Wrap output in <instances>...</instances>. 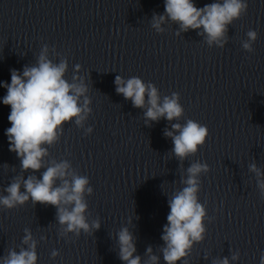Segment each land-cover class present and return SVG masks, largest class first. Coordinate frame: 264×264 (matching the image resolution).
I'll list each match as a JSON object with an SVG mask.
<instances>
[{"label":"water","instance_id":"water-1","mask_svg":"<svg viewBox=\"0 0 264 264\" xmlns=\"http://www.w3.org/2000/svg\"><path fill=\"white\" fill-rule=\"evenodd\" d=\"M193 2L202 8L222 0ZM246 3V14L228 26L220 47L208 45L198 34L203 29L180 31L171 19L161 23L162 31L153 28L154 15L166 16L165 0H0V83L11 82L12 69L35 66L47 46L53 63L67 61L64 79L86 86L80 104L87 97L91 109L83 126L66 123L59 139L43 146L44 167L23 171L9 150L11 108L2 103L7 89L0 86V196L14 179L40 178L47 167L67 161L93 189L84 197L88 222L103 226L168 206L194 162L209 166L200 174L198 196L257 178L252 165L264 174V0ZM249 30L258 34L252 52L242 48ZM117 75L154 84L161 105L177 93L183 115L147 120V96L143 108L135 107L117 93ZM189 119L207 126L209 135L195 155L180 160L165 130ZM56 211L31 200L0 206V258L27 247L25 229L37 246L74 235H61Z\"/></svg>","mask_w":264,"mask_h":264},{"label":"clouds","instance_id":"clouds-1","mask_svg":"<svg viewBox=\"0 0 264 264\" xmlns=\"http://www.w3.org/2000/svg\"><path fill=\"white\" fill-rule=\"evenodd\" d=\"M247 8L246 0H222L202 8H198L193 0H165L166 16L154 15L152 26L162 31L161 23L166 18L171 19L179 24L180 31L203 29L198 34L206 37L209 46L215 43L223 47L227 42L228 26L245 15ZM246 35L248 39L242 42V48L252 52L258 34L255 30H249ZM47 52L48 48L44 46L35 66H25L22 73L12 69L11 82L0 83V86L7 89L2 103L11 108L8 116L11 127L5 130V135L9 141V150L20 159L23 171L37 172L44 167L43 157L48 154V149L43 146L56 142L66 123L74 121L77 126H83L91 111L87 97L80 104V97L87 91L86 86L83 83H69L64 79L67 61L53 63ZM115 83L117 93L130 99L137 108L144 107L147 96V120L156 121L165 117L172 121L183 115L184 109L177 93H173L170 98L165 97L161 105L154 84H146L135 76L125 80L119 75ZM92 131L90 127L87 129L88 133ZM165 135L172 139L175 156L184 160L195 155L205 144L209 130L207 126L189 119L183 125L172 124V130H165ZM70 167L69 162L62 161L47 167L40 178L30 175L27 179H14L4 189L7 195L0 196V206L13 209L25 205L29 200L33 204L51 205L57 210L56 219L62 226L61 235L75 233L79 236L82 231L89 233L92 229H99V222L93 221L90 224L85 215L88 209L85 193L91 194L93 191L88 186L89 179L71 172ZM250 170L256 172L257 177L264 175L255 165ZM208 171L206 163H192L187 169V178L182 181L185 186L176 191L168 202V223L161 236L164 241L161 252L165 264H187L186 258L193 246L205 238L206 210L199 201L198 192L200 174ZM57 181H60L59 185ZM257 184L264 193V180L258 179ZM24 231L22 243L27 247L21 248L19 252L9 250L6 257L0 258V264H37V241L28 229ZM118 239L119 258L126 264H141L140 256H134L136 247L127 228L120 230ZM147 253L151 254L152 249L148 248ZM57 255L59 252L53 250L51 256L54 258ZM149 259L151 264H158L159 257L150 255ZM231 259L238 260L239 255L233 254ZM218 264H229V259L225 257ZM260 264H264V253L260 256Z\"/></svg>","mask_w":264,"mask_h":264}]
</instances>
